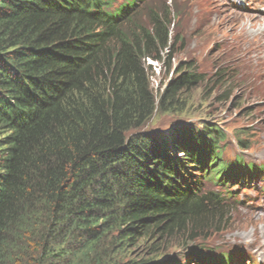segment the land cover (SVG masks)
I'll return each instance as SVG.
<instances>
[{
    "label": "trees",
    "instance_id": "1",
    "mask_svg": "<svg viewBox=\"0 0 264 264\" xmlns=\"http://www.w3.org/2000/svg\"><path fill=\"white\" fill-rule=\"evenodd\" d=\"M136 2L0 0V264H232L206 241L232 215L222 187L254 164L225 160L215 122L143 127L195 112L192 89L221 101L239 79L181 63L155 94L147 60H170L178 6L145 24Z\"/></svg>",
    "mask_w": 264,
    "mask_h": 264
},
{
    "label": "rangeland",
    "instance_id": "2",
    "mask_svg": "<svg viewBox=\"0 0 264 264\" xmlns=\"http://www.w3.org/2000/svg\"><path fill=\"white\" fill-rule=\"evenodd\" d=\"M124 0H114V4ZM142 21L148 24L151 13H163L165 7L177 5L178 21L170 25L171 35L177 33L172 49H167L170 60H147L149 79L155 94L159 93L173 76L176 66L194 63L205 76L221 65L233 67L235 84L232 95L221 101L218 93L204 92L201 86L189 91L194 103L188 114L157 112L143 127L149 133H167L183 123L215 122L226 134L223 157L231 161L242 156L243 161L264 167V39L259 37L262 21L256 17L264 9V0H138ZM238 5H242L238 8ZM151 10V11H150ZM149 13V14H148ZM243 14V15H242ZM258 28V30H257ZM263 42V43H262ZM232 65V66H231ZM208 93L210 94L208 96ZM203 96L207 99L201 100ZM239 139L246 144L239 143ZM261 167L258 170H262ZM255 183V186H251ZM264 172L247 186L235 190L239 203H227L232 215L218 232L206 241L213 254L230 253L232 264H249L254 260L264 264ZM175 240H169L167 252H175ZM141 245L125 254L126 258L146 252Z\"/></svg>",
    "mask_w": 264,
    "mask_h": 264
},
{
    "label": "bare ground",
    "instance_id": "3",
    "mask_svg": "<svg viewBox=\"0 0 264 264\" xmlns=\"http://www.w3.org/2000/svg\"><path fill=\"white\" fill-rule=\"evenodd\" d=\"M241 6L242 5H238L237 7L238 8H241ZM243 15V14H242ZM256 17H259L260 19L259 20H261L262 21V24H263V22H264V9H260V10H258V12H257V15H255ZM257 30H258V28H257ZM259 37L260 38H262V39H264V24L262 25V27H260V34H259ZM263 43V42H262ZM263 245H264V243H260L259 245H258V247H261V248H263Z\"/></svg>",
    "mask_w": 264,
    "mask_h": 264
}]
</instances>
